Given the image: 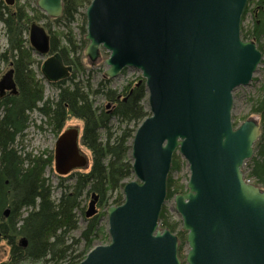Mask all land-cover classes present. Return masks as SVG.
Returning a JSON list of instances; mask_svg holds the SVG:
<instances>
[{
  "label": "water",
  "instance_id": "1",
  "mask_svg": "<svg viewBox=\"0 0 264 264\" xmlns=\"http://www.w3.org/2000/svg\"><path fill=\"white\" fill-rule=\"evenodd\" d=\"M62 1L37 0L36 5L54 19L62 15ZM246 3L90 0L85 9L87 64L103 61L108 79L124 68L138 70L150 115L132 138L136 181L125 183L121 204L106 208L110 240L97 244L77 264H181L177 235L158 225L175 152L189 170L185 193L173 198L186 233L185 263L264 264V189L243 175L261 124L252 116L234 126L231 114L233 90L248 85L262 62L255 41L241 37ZM28 37L38 54L49 53L44 27L33 22ZM41 69L45 80L57 82L73 68L56 51ZM13 74L9 68L0 78V95L15 92ZM80 133L70 125L56 139L57 175L89 167ZM96 199L90 200L85 217L97 212Z\"/></svg>",
  "mask_w": 264,
  "mask_h": 264
},
{
  "label": "trees",
  "instance_id": "2",
  "mask_svg": "<svg viewBox=\"0 0 264 264\" xmlns=\"http://www.w3.org/2000/svg\"><path fill=\"white\" fill-rule=\"evenodd\" d=\"M62 3V15L53 21L70 24L77 15H81L79 10L86 9L90 0H63ZM255 5L252 9L254 21L247 31L241 29V37L253 39L257 48L263 51L258 42L264 37V0H258ZM245 6L241 22L248 12L247 3ZM43 17L48 18L38 10L31 17L22 7L16 8L14 3L5 6L3 1L0 2V21L7 38L0 57L9 62L15 81L14 93L0 95V244L4 242L8 247V258L1 260L0 264H77L95 246V242L107 243V230L99 224L100 217L96 215L86 217L88 223L80 236L74 238L72 233L77 230L79 222L77 211L83 209L81 204L85 196H90L91 200L96 196L98 206L105 208L123 202L125 184L122 182L133 174L132 164L128 161V143L138 124L150 115L142 106L146 95L144 81L134 87L125 86L121 98L114 88L108 87L110 80L107 78L102 77L96 86L90 71L77 78L81 70L80 73L85 72L81 56L77 55L82 47H75L69 35L64 36L66 44L61 46L59 34L52 35L49 27L46 30L49 53L58 51L63 62L71 65L73 70L67 78L49 81L58 91L57 97L55 100L45 99L42 81L34 79L32 66L35 59H32L33 49L27 37L30 25ZM102 55L108 57L104 51ZM262 70L260 100L252 110L261 115L262 135L254 143L253 157L246 163L247 171L243 170L244 177L261 188L264 187V62ZM92 96H103L114 103L112 110L98 109ZM34 110L46 118L58 137L69 118L81 121L82 128L76 126L81 132L79 143L91 153L89 167L61 175L55 187L46 176L54 156L51 153H25L16 145L17 138L24 135L29 125L30 112ZM112 119L118 122L117 132L111 126ZM171 160L166 199L185 192V185H177L170 173L178 171L180 163L186 162L177 153ZM55 188L59 190L58 198L53 197ZM6 209L9 210L7 216ZM159 214L160 228L175 232L179 222L168 220L165 205ZM176 234L179 253L186 241V233L179 230ZM21 240L26 242L25 245Z\"/></svg>",
  "mask_w": 264,
  "mask_h": 264
},
{
  "label": "rangeland",
  "instance_id": "3",
  "mask_svg": "<svg viewBox=\"0 0 264 264\" xmlns=\"http://www.w3.org/2000/svg\"><path fill=\"white\" fill-rule=\"evenodd\" d=\"M36 1L37 0H14L13 3L16 8L22 7L28 16H31V17L34 16L37 10L39 11L40 14H45L44 12H41L40 9L37 7ZM257 1L258 0H248L247 2L248 12L245 14L244 16L245 18L243 19V21L240 22L241 23L240 27L242 31H247L248 28H250V26L252 25V22L254 21L252 9L255 8L256 6L255 4L257 3ZM79 12L81 13V15L80 14L77 15L75 21L70 24H64V23L62 24L60 22H55L53 21L54 19L50 18L48 15H47L48 18L43 17L42 19L35 20V21L37 22V24H39V26L44 27L45 30H47L49 27L52 35L59 34L58 36H60L61 39H59L58 41H59V44L61 43V46H64L66 44L65 42H63L64 36L69 35L70 38H72V41L75 47L76 46H78L79 48L80 46L82 47L80 50L77 51V55L81 56V63H82V67H84L85 72H83L82 74L80 72L83 70H81L77 74L78 75L77 78H81L83 75H86L90 71L93 77V85L96 86L102 77L106 78L103 76V72L106 69V66H104L103 61H101L100 63L96 65L87 64V60L84 56V50L88 44V40H86L87 24H86L85 9H80ZM82 40H84V43L82 42ZM6 44H7V38L5 36V30L3 28V23L0 21V54L5 50ZM258 45L259 47L261 46L263 50V51L260 50L262 54L261 64L257 67L256 69L257 71L253 74L250 80V83L248 85H240L233 90V103L234 104H233L231 114H232V121L233 123H235L234 124L235 126H238V124L241 123L243 120L250 118L252 116L256 117L259 120V124H261L262 126L261 115L257 112H252V110L256 107L257 103H259V100H260L259 87L262 83V73H263L262 67H263V62H264V37L260 38ZM47 55L48 54H45V56H41L40 54H38L36 50H33L32 59H35V63L33 64L32 69L34 70V74H35L34 79L42 81L41 83L43 84L44 98L55 100L57 97L58 91L54 88V86L50 84V82L47 79L46 80L42 79L43 75L41 74L42 73L41 66H42V63L45 61ZM9 68H10L9 62L1 59L0 57V78L3 76L5 72H7ZM141 78L142 77L138 70H136L135 68H126V70L124 72L121 71L117 77L109 79L110 83L108 84V87L114 88L118 92L119 94L118 96L121 97L120 94L123 93L125 86L130 85L134 87L135 84H140L143 82ZM145 91H146V86H145ZM122 96L126 97L125 95H122ZM144 97L145 98L142 101V106L145 107V109L150 112V107L148 106L147 91ZM92 99L94 101V105L98 109L102 108V109H105L106 111H111L113 108L114 103H111L103 96H92ZM108 105L109 107H107ZM29 117H30L29 125L27 126V129L24 131L23 133L24 135L20 138H17L16 145L18 146V148H21L23 152L25 153L29 152L32 155L49 154V153L53 155V151L55 147L54 143L56 139L58 138V134L55 133V131L52 129L49 123L46 122V118L43 117L39 112L31 111ZM66 122L67 123L65 127L70 126V125H78L80 128H82V122L78 121L75 118H69ZM117 125H118L117 120L112 119L111 126L113 127V130L116 132H117V129L115 128L117 127ZM122 127H124V125H122ZM131 143H132V139L128 143L130 146V149H131ZM130 149L128 153V161L131 162L132 160H131ZM80 150L83 151V153L87 155L90 161L91 153H89L87 148L81 143H80ZM177 155L180 157V159L185 161V159H183L179 153H177ZM247 162L248 160H246L243 165L244 167L243 170H246V171L248 169L246 165ZM177 170L178 171H173L170 173L171 179L172 181H176L177 185H180V183L184 184L185 185L184 190L186 191V184L188 182L187 180L189 177V170L187 168V163L185 164L180 163L179 168ZM46 176L49 178L50 182L52 183L54 187L59 184V180H60L59 177L61 176L56 174L53 162L51 164V167L46 170ZM129 181H136L134 173L130 177L126 178V180H124L122 183L125 184L126 182H129ZM249 181L254 184L253 180L249 179ZM69 182H72V180H70ZM262 188L264 189V187ZM58 195H59V190L58 188H55L53 191V197L58 198ZM113 198H115V196ZM123 199H124V195H123ZM90 200H91L90 196H85L81 204V207L83 209L77 211V218H79V222H78L77 230H75V232L72 233L74 238L80 236L81 232L84 230L86 224L88 223V219L84 216V211L88 208L87 206ZM164 203H165L164 205L166 208V214H167L168 220L170 222L171 221L179 222L178 228L174 232V234L177 235L176 233L179 230H181L182 224H181V218L179 214L176 213L175 211V203L173 201V197H170V199H166ZM95 206L97 208V212L95 213V215L100 217L99 224L103 225V227L106 228L107 230L108 229L107 227L108 217H106V208L110 205H107L105 208V207L98 206V204L96 203ZM108 238H109V235H108ZM95 243H96L95 246H97V244H101V245L107 244V243H104V244L99 243V241ZM182 246H183L182 250L179 251L178 257H180L181 261H183L184 264H186L184 261L186 257L185 254L188 250V245H186V241L183 242ZM7 258H8V247L6 246L4 242H2L0 244V261L6 260Z\"/></svg>",
  "mask_w": 264,
  "mask_h": 264
},
{
  "label": "flooded vegetation",
  "instance_id": "4",
  "mask_svg": "<svg viewBox=\"0 0 264 264\" xmlns=\"http://www.w3.org/2000/svg\"><path fill=\"white\" fill-rule=\"evenodd\" d=\"M1 1H3V5H5V6H7L8 4L4 1V0H0V2ZM9 6V5H8ZM34 111H36V110H34ZM36 112H38V111H36ZM40 113V112H39ZM74 126H78V125H74ZM68 127V126H67Z\"/></svg>",
  "mask_w": 264,
  "mask_h": 264
}]
</instances>
